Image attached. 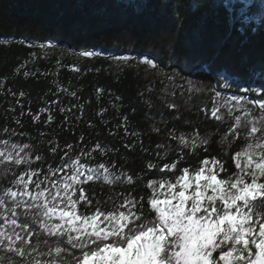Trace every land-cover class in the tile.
Listing matches in <instances>:
<instances>
[{
  "label": "snow or ice",
  "instance_id": "6c2138e0",
  "mask_svg": "<svg viewBox=\"0 0 264 264\" xmlns=\"http://www.w3.org/2000/svg\"><path fill=\"white\" fill-rule=\"evenodd\" d=\"M210 6L226 17L238 13L242 22L256 18L259 12L264 25V0H214ZM192 7L200 11L195 4ZM257 34L264 37V27ZM78 55L94 59L104 54L86 49ZM110 58L134 59L128 55ZM141 62L158 67L151 58ZM72 71L80 69L73 67ZM179 75L168 79L175 81ZM221 81L222 88L232 94L224 95L215 85L205 87L190 79L186 91L212 93L207 111H200L218 122L217 128L226 127L221 143L227 144L224 155L235 171L226 168L227 161L219 157H199V149L208 150L210 137L198 134L177 136L170 131L169 138L176 144L157 143L162 151L148 153L152 158L145 163L146 171L133 174L115 163L97 161V153L104 157L114 151L100 142L79 151L72 143H57L41 156L34 151L36 145L13 139L26 133L3 128L0 175L7 183L0 184V264H264V46L258 64L245 76L230 80L221 72ZM58 91L67 90L58 87ZM11 95L18 97L16 104L23 108L19 98L26 93ZM166 106L170 110L179 107L174 102ZM45 112L49 113L44 121L47 126L54 118L50 108L39 109ZM32 115L33 123L39 121V114ZM15 123L21 125V120ZM121 127L126 135L136 136L126 125ZM152 131L159 134L161 129L153 127ZM241 137L244 145L229 152ZM79 142L84 144L83 136ZM133 146L124 145L126 149ZM141 150L147 152L142 142ZM173 152L175 156L169 159ZM34 161L37 167L32 166ZM95 185L110 189L111 194L104 198ZM141 186L145 192L136 193Z\"/></svg>",
  "mask_w": 264,
  "mask_h": 264
},
{
  "label": "trees",
  "instance_id": "16d2710c",
  "mask_svg": "<svg viewBox=\"0 0 264 264\" xmlns=\"http://www.w3.org/2000/svg\"><path fill=\"white\" fill-rule=\"evenodd\" d=\"M213 2L0 0V40L7 41L0 44V138L6 136L5 127L24 132L26 135L13 139L36 145L34 151L41 156L57 143H72L79 151L100 142L114 151L104 157L97 153V161L115 163L118 169L136 174L146 171L145 163L152 158L148 153L162 151L156 148L157 143L176 144L169 138L170 131L177 136L198 134L210 137L208 150L199 149V157H219L227 161L226 168L235 171L224 155L227 144L221 143L226 127L217 128L218 122L200 111L211 104L212 93L189 94L186 80L205 87L215 85L224 95L232 94L222 88V81L218 83L219 73L231 80L245 76L258 64L264 37L257 33L264 25L259 12L256 18L242 22L238 13L226 17L211 7ZM193 4L200 9L198 13ZM86 49L104 56L80 57L78 53ZM115 55L134 59L121 62L107 57ZM142 56L158 67L143 64ZM73 67L80 71H72ZM24 71L31 75L24 77ZM177 72L180 75L170 81L168 77ZM58 87L67 91H58ZM20 91L26 93L19 98L23 108L16 104L18 97L11 95ZM72 92L76 96L70 95ZM51 101L58 103L49 104ZM167 102L176 103L178 109H168ZM61 107L66 109L63 113ZM40 108L51 110L54 119L47 126L44 121L49 113H39ZM32 114H39V121L33 123ZM17 119L21 125L15 123ZM121 124L136 136L126 135ZM153 127L160 128V133L153 132ZM81 136L84 144L79 142ZM141 142L147 152L141 150ZM125 144L134 146L126 149ZM243 145L241 137L228 150L234 153ZM174 156L175 152L169 159ZM32 166L37 167V162ZM3 183L7 181L0 175ZM94 187L104 198L111 194L110 189ZM135 192L145 190L141 186Z\"/></svg>",
  "mask_w": 264,
  "mask_h": 264
},
{
  "label": "rangeland",
  "instance_id": "374dc122",
  "mask_svg": "<svg viewBox=\"0 0 264 264\" xmlns=\"http://www.w3.org/2000/svg\"><path fill=\"white\" fill-rule=\"evenodd\" d=\"M104 56V55H103ZM115 56H121V55H115ZM145 58L144 56L141 57V60ZM226 95H230V94H226Z\"/></svg>",
  "mask_w": 264,
  "mask_h": 264
},
{
  "label": "water",
  "instance_id": "95a60500",
  "mask_svg": "<svg viewBox=\"0 0 264 264\" xmlns=\"http://www.w3.org/2000/svg\"><path fill=\"white\" fill-rule=\"evenodd\" d=\"M107 57H115V56H107Z\"/></svg>",
  "mask_w": 264,
  "mask_h": 264
}]
</instances>
